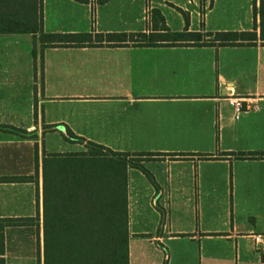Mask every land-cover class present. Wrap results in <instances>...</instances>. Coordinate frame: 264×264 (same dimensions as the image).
<instances>
[{"label": "crops", "instance_id": "0c3cea01", "mask_svg": "<svg viewBox=\"0 0 264 264\" xmlns=\"http://www.w3.org/2000/svg\"><path fill=\"white\" fill-rule=\"evenodd\" d=\"M253 1L42 0L49 33L149 32L156 9L172 31L256 27L252 45L41 48L32 34L0 33V125L36 133L0 129V176L36 175L0 182V218L32 219L5 228L6 264L10 233L43 240V151H81L86 141L161 153L143 162L152 180L128 169L129 264H161L166 244L165 261L174 250L185 264H264L251 238L264 234V158L235 156L264 152V44ZM211 14L231 26H209ZM231 95L253 107L235 118ZM48 137L78 149L49 148Z\"/></svg>", "mask_w": 264, "mask_h": 264}, {"label": "trees", "instance_id": "16d2710c", "mask_svg": "<svg viewBox=\"0 0 264 264\" xmlns=\"http://www.w3.org/2000/svg\"><path fill=\"white\" fill-rule=\"evenodd\" d=\"M253 14L259 16V39L264 44V0H259L258 5L253 1ZM153 15L149 32L49 33L43 30L42 0H0V33L32 34L41 48L234 46L252 45L258 39L256 27L251 31H204L189 30L186 26L181 31H172L159 10L155 9ZM12 131L36 136L34 131ZM67 134L69 140L82 143L83 139L69 129ZM43 152V240L39 264H129L128 169L138 168L152 180L143 162L161 153L115 151L91 141H86L81 151ZM235 156L264 158V152ZM35 159L38 165V145ZM35 178L36 175L0 176V182ZM31 220L0 218V264H6L5 228L26 226Z\"/></svg>", "mask_w": 264, "mask_h": 264}, {"label": "rangeland", "instance_id": "374dc122", "mask_svg": "<svg viewBox=\"0 0 264 264\" xmlns=\"http://www.w3.org/2000/svg\"><path fill=\"white\" fill-rule=\"evenodd\" d=\"M130 12L134 13L135 11H134V9H132ZM146 14H149V12H146L145 15ZM149 18H150V15H149ZM229 22L220 23L219 20L216 19L215 14H211V17L209 20V26H212V27L213 26L230 27L231 23H229ZM32 117L34 119H36L35 114ZM44 128L45 127L43 126V128H42L43 135L48 131V129H44ZM0 129L12 131V130H16L17 128H14L11 126L0 125ZM17 130L26 131V132L35 131L34 129H30V131H27L26 128H25V130L24 129H17ZM51 143H53V138L48 137V139L46 141V146H48L49 148H54L57 151L78 149L77 146L73 147V146L66 145L64 143H60V145H58V144L55 145V144H51ZM33 234L35 235V236L34 235L33 236L36 238L35 241L33 239L31 241L30 239H28V237L21 235V234H20L19 240H16L15 237H12L11 233L9 234V237L7 239V251H8V255L6 257L7 264H39V254H40V252H42V242L39 240V237H38V235H36V233H33ZM170 244L173 246L174 242H171ZM159 246L161 247L160 244H159ZM167 246L168 245L166 244V247ZM165 248L163 246L161 247V249L163 251L162 257H161V264H185L183 262V259L179 256V254L175 253L174 250H172V252L170 250L167 252L168 260L165 261L164 255H163L165 253V251H164ZM168 249H169V246H168ZM198 262H199V259L195 258V264H197Z\"/></svg>", "mask_w": 264, "mask_h": 264}, {"label": "built area", "instance_id": "2783aa9c", "mask_svg": "<svg viewBox=\"0 0 264 264\" xmlns=\"http://www.w3.org/2000/svg\"><path fill=\"white\" fill-rule=\"evenodd\" d=\"M229 102L233 106L235 118H238L245 110L253 107L249 105L247 99L235 95L230 96ZM251 238L256 251L264 256V234L253 233Z\"/></svg>", "mask_w": 264, "mask_h": 264}]
</instances>
